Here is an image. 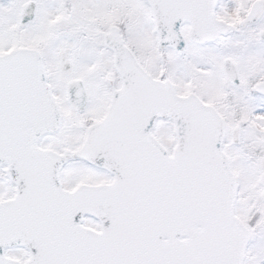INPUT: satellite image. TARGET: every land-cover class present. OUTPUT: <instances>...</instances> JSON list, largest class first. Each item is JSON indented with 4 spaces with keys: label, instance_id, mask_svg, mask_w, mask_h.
Instances as JSON below:
<instances>
[{
    "label": "snow or ice",
    "instance_id": "snow-or-ice-1",
    "mask_svg": "<svg viewBox=\"0 0 264 264\" xmlns=\"http://www.w3.org/2000/svg\"><path fill=\"white\" fill-rule=\"evenodd\" d=\"M0 264H264V0H0Z\"/></svg>",
    "mask_w": 264,
    "mask_h": 264
}]
</instances>
